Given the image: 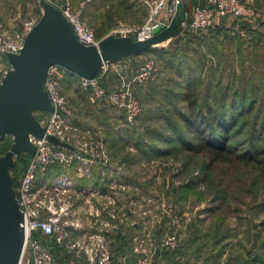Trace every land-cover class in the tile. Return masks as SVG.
Segmentation results:
<instances>
[{
    "label": "rangeland",
    "instance_id": "1",
    "mask_svg": "<svg viewBox=\"0 0 264 264\" xmlns=\"http://www.w3.org/2000/svg\"><path fill=\"white\" fill-rule=\"evenodd\" d=\"M50 1L67 2L73 11H80L100 40L108 33L114 34L121 25L142 27L145 23L115 20L112 27L103 28V19L109 20L118 11L103 5L107 10L94 16L88 7L101 0ZM190 13L169 40L134 54L127 63L123 61L119 65L120 76L112 74L111 65L99 79V88L106 94L127 92L128 99L139 109L134 118L130 119L125 109L99 95L91 85H84L80 78L74 84L63 85L72 138L78 143L85 139L99 142L102 148L94 149V163L87 165L91 174L89 169L78 171L86 164L75 158L70 165H51L42 178L52 185L57 176H66L81 191L65 197L83 224L81 231L74 233L87 231L84 226L92 220L87 190L100 185L108 189L110 196H93L92 207L104 203L109 213L119 211L120 216H129L130 231L149 244L172 238L173 244L161 247V253L178 252L177 259L182 261L188 256L189 264H264V151L256 162H240L230 156L229 162L209 166L205 153L183 149L190 135L182 121L188 114L186 95L192 92L205 113L208 106L214 113L225 107L226 119L235 123L230 130L233 148L242 153L256 136L253 145L264 150V126L255 132L252 128L258 118V122L264 123V94L251 93L243 104L232 103L229 95L224 98L226 90L232 95L235 89L240 92L246 88L244 77L240 76L234 84L228 77L229 57L238 38L229 36L225 43V39L215 35L218 18L207 31H192L188 25ZM41 15L40 0H0V31L7 40L20 42L24 23L37 21ZM147 17L148 10L145 21ZM237 63L235 60V66ZM9 70L7 58L0 54V83ZM33 114L40 119V112ZM174 125L178 129L176 134L172 130ZM179 135L185 138L179 139ZM12 142L11 136L0 140V156L10 149ZM30 158L24 152L13 156L9 169L13 186H18ZM100 172L107 178L96 180L94 176Z\"/></svg>",
    "mask_w": 264,
    "mask_h": 264
},
{
    "label": "built area",
    "instance_id": "2",
    "mask_svg": "<svg viewBox=\"0 0 264 264\" xmlns=\"http://www.w3.org/2000/svg\"><path fill=\"white\" fill-rule=\"evenodd\" d=\"M56 7L71 25L77 41L84 46L98 48L100 39L95 31L84 21L80 11H73L69 3H55L46 0ZM182 1V0H181ZM204 4L195 5L191 8L188 25L196 33L207 31L220 16H229L236 20H243L251 17L253 11L242 0H203ZM148 10V17L142 27L134 25H121L114 33L120 37L135 34V40H144L152 35V29L160 24L163 14L172 19L176 13L180 0H143ZM38 21V20H37ZM37 21H27L23 25V38L20 42L7 40L5 33L0 31V54L5 56L8 53L18 54L22 48L23 40ZM171 21V20H169ZM169 23L165 24L168 25ZM112 62H103L98 73L93 79L80 78L81 82L91 85L97 93L106 96L114 105L125 109L130 119L134 118L139 109L137 105L128 99L124 90L119 92L103 91L99 88V79L106 75ZM67 71L58 66L52 65L47 69L44 80V91L48 95L52 111L40 112L38 119L40 125L45 129L42 138L30 137L34 146V153L21 175L17 188L14 186L16 199L23 215L21 227L24 232V245L19 264H56L57 259L42 239L43 236H51L59 248L67 255L64 264H78L83 259L87 264H116L114 262L109 242L103 229L79 233L83 224L75 216V208L65 197L81 192L76 190L72 181L66 176H57L52 185L43 181L46 169L51 165H70L75 158H80L84 164L94 163V149L102 148L101 143L88 139L79 143L72 138V125L66 117L67 100L63 95L61 79ZM53 136L67 147H61L48 141L47 137ZM90 156L91 158H84ZM79 167L78 171L88 170V166ZM90 174H91V169ZM89 172V171H88ZM88 213L92 219L104 220L105 226L111 225V221L118 220L119 211L108 212L106 204L102 203L98 208H93V196L107 198L109 194L103 193L99 188H89ZM41 234V235H40ZM173 244L172 238H163L156 243H147L143 239H136L132 248L134 264H156L153 253L158 248L169 247ZM124 264V263H118Z\"/></svg>",
    "mask_w": 264,
    "mask_h": 264
},
{
    "label": "water",
    "instance_id": "3",
    "mask_svg": "<svg viewBox=\"0 0 264 264\" xmlns=\"http://www.w3.org/2000/svg\"><path fill=\"white\" fill-rule=\"evenodd\" d=\"M40 5L42 15L25 36L20 52L6 55L10 70L0 83V140L5 136L13 139L10 149L0 156V264H19L22 255L23 215L9 169L15 154L34 153L31 136L42 138L45 134L33 113L53 110L44 91L47 69L58 65L79 78L93 79L103 62H113L155 48L156 44L177 34L187 18L180 0L170 23L155 26L150 37L133 40L108 35L96 48L77 41L71 25L56 7L46 0H40ZM47 139L55 145L67 147L53 136Z\"/></svg>",
    "mask_w": 264,
    "mask_h": 264
},
{
    "label": "crops",
    "instance_id": "4",
    "mask_svg": "<svg viewBox=\"0 0 264 264\" xmlns=\"http://www.w3.org/2000/svg\"><path fill=\"white\" fill-rule=\"evenodd\" d=\"M251 8L253 15L247 19L237 21L232 18H227L225 16L218 17L216 24L218 27L215 29V35H217L221 40L225 39L224 42L227 43L228 37L234 36L237 39L236 48L231 50V59L229 57L228 68L230 71L229 81L234 84L238 81L240 76L244 77L242 81L245 84L246 91L245 94L247 97L251 93H256L259 95L264 94V0H242ZM204 4L203 0H185V11L186 16L189 15L191 7L193 5H202ZM108 10L118 11V15L109 16L108 19H103V28L112 27L113 21L117 20L123 23H134L136 25H142L145 22L147 16V9L143 5L142 0H101L97 3L89 5V11L95 15H99L100 12H105ZM111 10V11H112ZM187 19V18H186ZM161 21L165 24L170 23L169 18L166 14H163ZM96 33V32H95ZM97 35V34H96ZM108 35H113L120 37L119 34H106L102 39L106 38ZM135 40V35L126 36ZM227 53V52H226ZM229 55V53H227ZM133 55L123 57L119 60L113 61L112 65L114 67L113 75L120 76L119 65L123 64V61L127 63V60L132 58ZM238 61L235 66L234 62ZM129 64V63H128ZM111 72V69H110ZM242 72V73H241ZM224 80L227 76V72H224ZM79 79V77L67 71L61 79L62 89L65 90V85L67 82L74 84ZM220 81L221 83L224 82ZM234 92V91H233ZM96 180L106 179L107 176L104 173H99L94 176ZM100 186V185H99ZM98 188L105 194H110L108 189L102 187ZM118 195L123 193L116 192ZM135 205V204H133ZM121 207V206H120ZM136 207L133 206V210ZM132 210V211H133ZM123 214L118 215V220L111 221V225L104 227L106 222V215H103L104 220L100 219L98 221L92 219L88 220L85 224L87 228L86 232L95 231L99 228L103 229L107 241L109 242L110 249L113 255L114 262L124 263V264H134V255L132 254V247L137 239L133 235L132 231L128 228V223L130 222L127 219L129 216ZM133 226L135 222L133 221ZM85 231V230H84ZM77 236L79 233H74ZM162 249L158 248L156 250L155 262L156 264H189L186 259H189L187 256L186 259L179 261L177 258L178 252H164L161 253ZM61 255L56 256V259L59 260ZM163 259V261L161 260ZM61 260V259H60ZM59 260V261H60ZM57 263V262H56ZM78 264H87L83 259H80Z\"/></svg>",
    "mask_w": 264,
    "mask_h": 264
},
{
    "label": "trees",
    "instance_id": "5",
    "mask_svg": "<svg viewBox=\"0 0 264 264\" xmlns=\"http://www.w3.org/2000/svg\"><path fill=\"white\" fill-rule=\"evenodd\" d=\"M245 90L246 88L244 87L240 92L239 90L235 89L234 92H232V95L227 93L226 90L224 91V98L227 99L226 96L229 95L232 103L236 101L237 104H243L242 101H247L248 99L245 94ZM186 102L188 114L182 117V121L183 126L189 132L190 139H188V141L183 145L184 150L193 152L195 154L205 153L208 159L209 166H212V164L215 162H229L230 156H235V160L240 162L258 161L259 156L263 154L264 150L260 149V147H256L257 145H253L256 141V136H254V138H252V140H250L245 145L248 147H246V149L242 153L237 151V147L233 148L230 145V130L234 127L235 123L226 119L225 107L220 108L219 112L214 113V109L211 106H208L206 108L207 112L205 113L200 107V101L192 92L186 95ZM236 113H238L237 110ZM259 119L260 118L254 121V125L252 127L254 128V132L255 130H259V128H262L264 126V123L258 122ZM168 122L171 123V121ZM255 123H258L256 127ZM172 128L173 132L176 134L178 132L177 126L174 125V127ZM178 138L180 139L185 137L184 135H179ZM14 187L16 188L17 186ZM41 237L44 240L45 244L51 248V252L55 256L61 255V260H57L56 264H64L67 259V255L61 248L56 246L53 238L51 236L43 235H41Z\"/></svg>",
    "mask_w": 264,
    "mask_h": 264
}]
</instances>
